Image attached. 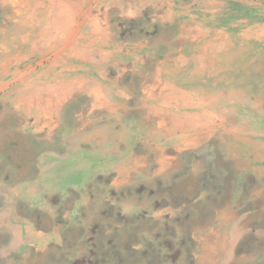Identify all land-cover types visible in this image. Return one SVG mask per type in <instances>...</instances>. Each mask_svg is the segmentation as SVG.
I'll return each mask as SVG.
<instances>
[{
  "label": "rangeland",
  "instance_id": "rangeland-1",
  "mask_svg": "<svg viewBox=\"0 0 264 264\" xmlns=\"http://www.w3.org/2000/svg\"><path fill=\"white\" fill-rule=\"evenodd\" d=\"M0 264H264V0H0Z\"/></svg>",
  "mask_w": 264,
  "mask_h": 264
},
{
  "label": "bare ground",
  "instance_id": "bare-ground-1",
  "mask_svg": "<svg viewBox=\"0 0 264 264\" xmlns=\"http://www.w3.org/2000/svg\"><path fill=\"white\" fill-rule=\"evenodd\" d=\"M18 2H19V1H18ZM24 10H25V9H24ZM21 12H22V11H21ZM23 12H24V11H23ZM23 16H24V15H23ZM11 18H12V17H11ZM29 18H30V17H29ZM15 19H16V18H15ZM15 19H14V20H15ZM21 23H24L23 20H22ZM27 25H29V24H27ZM24 28H25V27H24ZM25 29H26V28H25ZM48 57H49V56H48ZM27 74H28V73H27ZM12 76H13V75H12ZM15 80H16V79H15Z\"/></svg>",
  "mask_w": 264,
  "mask_h": 264
}]
</instances>
